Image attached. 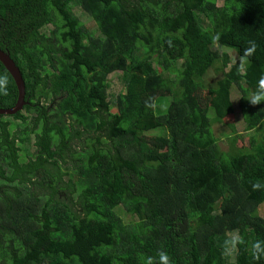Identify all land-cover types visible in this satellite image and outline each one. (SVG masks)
<instances>
[{"label": "trees", "instance_id": "1", "mask_svg": "<svg viewBox=\"0 0 264 264\" xmlns=\"http://www.w3.org/2000/svg\"><path fill=\"white\" fill-rule=\"evenodd\" d=\"M0 49V264H264V0H0Z\"/></svg>", "mask_w": 264, "mask_h": 264}, {"label": "rangeland", "instance_id": "2", "mask_svg": "<svg viewBox=\"0 0 264 264\" xmlns=\"http://www.w3.org/2000/svg\"><path fill=\"white\" fill-rule=\"evenodd\" d=\"M74 10H76L75 13L76 12L78 13V16L86 24V26L90 30H92L95 34H97L96 25L94 23H91L88 20L87 15H85L83 12L80 13L79 9L76 6H74ZM211 77H217V76H215V73L213 71L211 72ZM116 78L118 79V77H117V75L115 73L111 77V79L114 82V80ZM118 81L119 82H117V83H115V84L110 86V98L111 99H115V97H116V92H115L116 89H120L122 87V85H123L122 82L119 79H118ZM167 101H168L167 100V96L166 97H161V99H158V103L160 105V108H164V106L166 105ZM202 104L204 105V104H206V102H203ZM240 112L241 111L239 109H237V114H236V112H230L221 124L217 123V124H214V126H213L216 135L221 138L220 139V145H221L222 149H224V150L228 149V144H227L226 138L222 134H223L224 130H226L228 132H231L230 124L235 123L236 128H237L238 131H240V133H243L244 135H246V134L248 135V133L246 132L245 124L242 121V117H241V113ZM262 132H264V130ZM152 134H157L158 135V133H154V132ZM162 146H164V145H162ZM120 215L124 219H128L126 214L121 213Z\"/></svg>", "mask_w": 264, "mask_h": 264}, {"label": "clouds", "instance_id": "3", "mask_svg": "<svg viewBox=\"0 0 264 264\" xmlns=\"http://www.w3.org/2000/svg\"><path fill=\"white\" fill-rule=\"evenodd\" d=\"M257 49V45L254 41H249V47L245 49L246 56H252ZM248 103L252 107H257L261 104H264V75L259 78L257 87L253 90L252 95L248 99ZM254 188H259V184L253 185ZM252 255L254 258L259 259L261 256H264V245L260 242H257L252 247ZM161 264H169V258L166 253H160Z\"/></svg>", "mask_w": 264, "mask_h": 264}, {"label": "water", "instance_id": "4", "mask_svg": "<svg viewBox=\"0 0 264 264\" xmlns=\"http://www.w3.org/2000/svg\"><path fill=\"white\" fill-rule=\"evenodd\" d=\"M0 61L3 63L5 68L10 72L14 78L16 85L18 87V100L15 106L10 108H0V115H14L21 111L26 104V85L21 73L20 68L16 65L15 61L10 57V55L0 49Z\"/></svg>", "mask_w": 264, "mask_h": 264}]
</instances>
